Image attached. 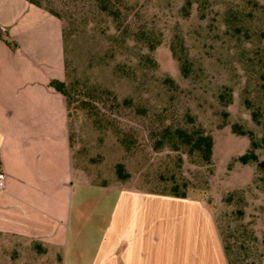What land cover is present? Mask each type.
<instances>
[{
	"label": "rangeland",
	"instance_id": "rangeland-1",
	"mask_svg": "<svg viewBox=\"0 0 264 264\" xmlns=\"http://www.w3.org/2000/svg\"><path fill=\"white\" fill-rule=\"evenodd\" d=\"M42 2L74 32L68 132L88 218L65 252L0 234V264H88L120 189L146 192L138 205L157 208L161 224L175 186L209 207L231 264H264V167L238 159L264 140V0H120L132 8L124 30L89 0ZM127 14L134 29L147 27L154 50L129 35ZM176 128L211 134V162L175 148L167 130ZM255 151L264 161V145Z\"/></svg>",
	"mask_w": 264,
	"mask_h": 264
},
{
	"label": "crops",
	"instance_id": "crops-1",
	"mask_svg": "<svg viewBox=\"0 0 264 264\" xmlns=\"http://www.w3.org/2000/svg\"><path fill=\"white\" fill-rule=\"evenodd\" d=\"M0 31L18 44L0 37V234L65 252L80 240L89 198L76 196L66 99L50 84L66 78L63 25L28 0H0ZM145 193L119 190L88 264H229L207 205L163 196L172 207L156 224L158 209L138 205Z\"/></svg>",
	"mask_w": 264,
	"mask_h": 264
},
{
	"label": "trees",
	"instance_id": "trees-1",
	"mask_svg": "<svg viewBox=\"0 0 264 264\" xmlns=\"http://www.w3.org/2000/svg\"><path fill=\"white\" fill-rule=\"evenodd\" d=\"M29 2L43 7L47 9L49 12H51L53 15L57 16L63 25V39H64V48L68 42V40L74 35V32L72 31L70 25H68V22H66L68 17L64 16L61 12L56 10L53 7L45 6L42 2V0H28ZM95 4V9L98 13L107 16L108 18H112L114 21L118 23V27L122 30V16L124 13H129L132 8H127L125 6H122L119 1L120 0H89ZM126 11V12H125ZM127 23V32H129V35L133 36L139 41H143L150 50H154L156 48V44L153 42L152 36L147 27H138L136 29L133 28L134 20L132 18H129V14L126 15ZM131 19V20H130ZM75 22H71V24H74ZM130 29V30H129ZM0 37L7 42L11 47L16 48L18 44L10 39L9 34H6L5 36L0 31ZM65 69H66V78L65 80H58L53 79L50 81L51 86H53L56 90L61 92L66 99L67 109L69 111L70 105L74 103L75 94H76V82L73 80H69L70 74L68 71V63L65 58ZM188 62L187 66L186 63L184 64L183 71L186 73L188 72ZM86 104L87 100H83ZM85 105H81V110H86ZM69 113V112H68ZM69 116V114H68ZM169 137L172 139L171 143L175 148L179 147H186L187 153L189 155H196L201 160L205 162H211L212 156H213V148H214V138L211 134L206 133L202 128H196L193 130H189L186 128H176L175 130H167ZM237 131V130H236ZM239 133L246 134L242 129L239 130ZM261 145H264V140L262 142H259L255 139L252 140V148L247 151L246 153L239 156V160L244 163H250V162H257L260 167H264V161L259 160L258 154L256 153V148L260 147ZM117 172L121 178L127 177V173L125 172V168L123 164H118L117 166ZM172 195L179 196V197H185L187 196V192L185 190H179L178 186L174 187V191L172 192ZM225 252L228 258V252L227 248L224 246ZM229 264L231 262L229 261ZM238 264V263H236Z\"/></svg>",
	"mask_w": 264,
	"mask_h": 264
},
{
	"label": "built area",
	"instance_id": "built-area-1",
	"mask_svg": "<svg viewBox=\"0 0 264 264\" xmlns=\"http://www.w3.org/2000/svg\"><path fill=\"white\" fill-rule=\"evenodd\" d=\"M5 186V178L3 176V172L0 170V189L4 188Z\"/></svg>",
	"mask_w": 264,
	"mask_h": 264
}]
</instances>
